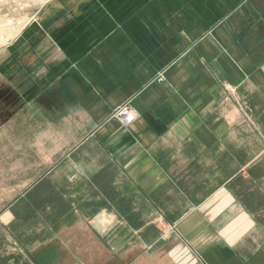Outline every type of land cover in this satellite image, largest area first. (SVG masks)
I'll list each match as a JSON object with an SVG mask.
<instances>
[{
  "label": "crops",
  "instance_id": "1",
  "mask_svg": "<svg viewBox=\"0 0 264 264\" xmlns=\"http://www.w3.org/2000/svg\"><path fill=\"white\" fill-rule=\"evenodd\" d=\"M45 16L32 88L55 232L86 264H264V0H51Z\"/></svg>",
  "mask_w": 264,
  "mask_h": 264
},
{
  "label": "rangeland",
  "instance_id": "2",
  "mask_svg": "<svg viewBox=\"0 0 264 264\" xmlns=\"http://www.w3.org/2000/svg\"><path fill=\"white\" fill-rule=\"evenodd\" d=\"M50 1L0 0V264H86L83 250L67 244L74 235L54 230L49 181L37 184L52 159L50 138L40 136L48 122L36 114L31 60L42 43L34 26L50 29ZM236 186L241 192V180Z\"/></svg>",
  "mask_w": 264,
  "mask_h": 264
},
{
  "label": "built area",
  "instance_id": "3",
  "mask_svg": "<svg viewBox=\"0 0 264 264\" xmlns=\"http://www.w3.org/2000/svg\"><path fill=\"white\" fill-rule=\"evenodd\" d=\"M113 116L118 120L121 126L127 128L135 121L137 114L130 103L126 102L115 111Z\"/></svg>",
  "mask_w": 264,
  "mask_h": 264
}]
</instances>
